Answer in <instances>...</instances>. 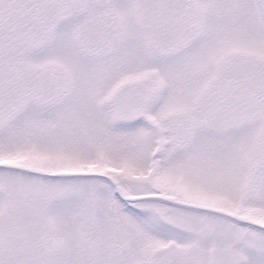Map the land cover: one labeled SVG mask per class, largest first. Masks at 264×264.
<instances>
[{"label":"snow or ice","instance_id":"1","mask_svg":"<svg viewBox=\"0 0 264 264\" xmlns=\"http://www.w3.org/2000/svg\"><path fill=\"white\" fill-rule=\"evenodd\" d=\"M0 264H264V0H0Z\"/></svg>","mask_w":264,"mask_h":264}]
</instances>
